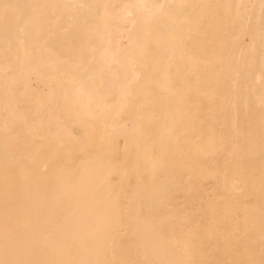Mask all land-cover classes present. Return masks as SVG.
<instances>
[{
    "label": "bare ground",
    "instance_id": "1",
    "mask_svg": "<svg viewBox=\"0 0 264 264\" xmlns=\"http://www.w3.org/2000/svg\"><path fill=\"white\" fill-rule=\"evenodd\" d=\"M13 260L264 261V0H0Z\"/></svg>",
    "mask_w": 264,
    "mask_h": 264
},
{
    "label": "snow or ice",
    "instance_id": "2",
    "mask_svg": "<svg viewBox=\"0 0 264 264\" xmlns=\"http://www.w3.org/2000/svg\"><path fill=\"white\" fill-rule=\"evenodd\" d=\"M0 264H64V262L13 260L0 261ZM261 264H264V261H261Z\"/></svg>",
    "mask_w": 264,
    "mask_h": 264
},
{
    "label": "rangeland",
    "instance_id": "3",
    "mask_svg": "<svg viewBox=\"0 0 264 264\" xmlns=\"http://www.w3.org/2000/svg\"><path fill=\"white\" fill-rule=\"evenodd\" d=\"M6 20V21H5ZM4 21H5V23H4V21H2V23L3 24H7V19H5ZM35 85H37V83H35Z\"/></svg>",
    "mask_w": 264,
    "mask_h": 264
}]
</instances>
